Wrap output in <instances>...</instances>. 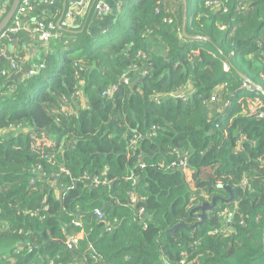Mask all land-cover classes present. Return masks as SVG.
<instances>
[{
  "label": "trees",
  "instance_id": "obj_1",
  "mask_svg": "<svg viewBox=\"0 0 264 264\" xmlns=\"http://www.w3.org/2000/svg\"><path fill=\"white\" fill-rule=\"evenodd\" d=\"M186 8L121 0L0 88V264H264V0Z\"/></svg>",
  "mask_w": 264,
  "mask_h": 264
},
{
  "label": "crops",
  "instance_id": "obj_2",
  "mask_svg": "<svg viewBox=\"0 0 264 264\" xmlns=\"http://www.w3.org/2000/svg\"><path fill=\"white\" fill-rule=\"evenodd\" d=\"M67 1L68 0L30 1L31 10L23 16V29L20 30V33L14 34L13 38L6 37L7 42L4 47L1 48L0 43V57L2 58V60H0V88L10 82L15 83L27 78L28 70L36 65L33 62L39 60L41 55H46L51 39L46 43L40 42L36 34L31 30V26L34 23L38 21L51 22L56 27L54 32L60 37L62 31H70L76 35L83 34V36H87L94 34L99 28L111 22L114 17H118L117 15L121 13L122 10L121 0H105L111 10L109 15H94L87 11L86 8H81L76 13L68 14L69 8ZM7 3L8 0H0V22L7 13ZM65 24L66 26H64ZM192 92L193 88L189 84H186L174 92L155 95V99H181L184 101L187 100ZM75 95L79 98L82 97L80 93ZM81 105H84V103H81ZM64 110L71 111L69 107ZM11 133V131H6L3 133V136L10 137Z\"/></svg>",
  "mask_w": 264,
  "mask_h": 264
},
{
  "label": "built area",
  "instance_id": "obj_3",
  "mask_svg": "<svg viewBox=\"0 0 264 264\" xmlns=\"http://www.w3.org/2000/svg\"><path fill=\"white\" fill-rule=\"evenodd\" d=\"M31 0H21L16 16L13 17V19L10 21L11 25L6 28V30L3 32L4 35H14L18 33L20 30L23 29L22 26V19L21 16H24L28 11L31 10V5H30ZM68 8H69V13H76L79 11L81 8H86L87 11L94 15L98 16H105L109 15L111 13L110 7L107 5L105 0H68ZM211 4L210 1L206 2V5ZM213 5V4H212ZM46 21H38L35 23V26L31 29L33 33L36 34L38 37V40L40 42L46 43L48 42L51 38H58V34L54 32V25L51 22ZM66 26V24L64 25ZM45 67L44 63L36 64L32 68H30L27 72V77H32L38 73L39 70H42ZM222 68L224 71L228 70L227 63H223ZM124 79L125 84H127V81L125 80V76L122 77ZM116 86L111 87L110 91L107 93L108 95H111L115 90ZM157 100V99H155ZM211 101L214 102L215 99L211 98ZM134 143V142H133ZM182 162V160H181ZM186 167L185 164H182L181 169L184 170ZM97 215H99L98 212H96ZM229 216V215H228ZM70 244H75V240H70L68 242V245Z\"/></svg>",
  "mask_w": 264,
  "mask_h": 264
},
{
  "label": "water",
  "instance_id": "obj_4",
  "mask_svg": "<svg viewBox=\"0 0 264 264\" xmlns=\"http://www.w3.org/2000/svg\"><path fill=\"white\" fill-rule=\"evenodd\" d=\"M21 0H13L12 1V4L9 8V10L7 11V13L5 14L4 18L2 19V21L0 22V39L2 38H5V37H10V38H13L14 36L13 35H4L3 32L6 30V28L8 27V24L10 23V21L13 19V17L15 16L16 12H17V9H18V6L20 4ZM183 2V6H184V13H183V34L185 35L184 33V27H185V18H186V12H187V8H186V0H182ZM0 60H2V58L0 57ZM124 79H121L119 84L117 85V88L116 90L112 93L111 97L113 100H115L117 98V96H119L122 91H123V87H122V84H124ZM181 171H183L182 169H180ZM184 178V176L182 175V179ZM222 188H224L228 194H229V198L226 199V200H223L219 197H213L211 202L210 203H202L200 206L196 207L195 209L192 210V212L194 211H200V215H197L201 218V221H199L198 223L194 224L193 226L191 227H188V229L190 228H193L197 225H200L202 222H204V220L206 219V212L208 211H213L215 209V206H216V202H225V203H230L233 199V194L231 192V189L228 187V186H220ZM65 189H62V192L64 191ZM181 229V228H185L184 225L182 224H177L175 225L174 227H172L169 232H174L176 229ZM69 246H72L70 243H69Z\"/></svg>",
  "mask_w": 264,
  "mask_h": 264
},
{
  "label": "rangeland",
  "instance_id": "obj_5",
  "mask_svg": "<svg viewBox=\"0 0 264 264\" xmlns=\"http://www.w3.org/2000/svg\"><path fill=\"white\" fill-rule=\"evenodd\" d=\"M211 4H213V5L215 6L213 9H217V10H218L217 2H216V1H213V3L211 2ZM123 12H124V11H123ZM212 12H214V11H212ZM222 29H223V28H222ZM149 46H150V49L153 50V52L158 51V48H157V45L155 44V41H154V42H151ZM141 58H144V55H142ZM259 102H260L259 100H256L255 103L250 102V103H251L250 106H253V105H255V104L259 103ZM248 113H250V112H248ZM248 113H247V114H248ZM94 182H97V181H94ZM226 215H227V214H226ZM196 216H197V215H196ZM71 245H72V244H71Z\"/></svg>",
  "mask_w": 264,
  "mask_h": 264
},
{
  "label": "clouds",
  "instance_id": "obj_6",
  "mask_svg": "<svg viewBox=\"0 0 264 264\" xmlns=\"http://www.w3.org/2000/svg\"><path fill=\"white\" fill-rule=\"evenodd\" d=\"M223 63H224V62H223ZM223 63H222V64H223ZM225 63H226V62H225ZM227 71H228V70H227ZM227 71H225V72H227ZM243 88H245V89H249L248 86H245V87L243 86Z\"/></svg>",
  "mask_w": 264,
  "mask_h": 264
},
{
  "label": "flooded vegetation",
  "instance_id": "obj_7",
  "mask_svg": "<svg viewBox=\"0 0 264 264\" xmlns=\"http://www.w3.org/2000/svg\"><path fill=\"white\" fill-rule=\"evenodd\" d=\"M143 72V71H142Z\"/></svg>",
  "mask_w": 264,
  "mask_h": 264
}]
</instances>
